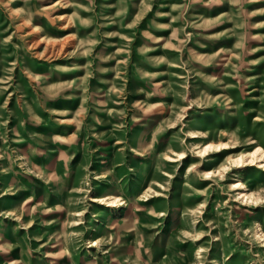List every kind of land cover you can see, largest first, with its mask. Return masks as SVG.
Returning <instances> with one entry per match:
<instances>
[{
  "label": "rangeland",
  "instance_id": "374dc122",
  "mask_svg": "<svg viewBox=\"0 0 264 264\" xmlns=\"http://www.w3.org/2000/svg\"><path fill=\"white\" fill-rule=\"evenodd\" d=\"M0 264H264V0H0Z\"/></svg>",
  "mask_w": 264,
  "mask_h": 264
},
{
  "label": "bare ground",
  "instance_id": "6f19581e",
  "mask_svg": "<svg viewBox=\"0 0 264 264\" xmlns=\"http://www.w3.org/2000/svg\"><path fill=\"white\" fill-rule=\"evenodd\" d=\"M212 147L210 145H207L204 149H202L200 152L203 154H209V152H211ZM259 152V151H258ZM257 152V153H258ZM230 160L232 161V158H230ZM235 163H237V160H234ZM239 185L241 184H235V187L239 188Z\"/></svg>",
  "mask_w": 264,
  "mask_h": 264
}]
</instances>
